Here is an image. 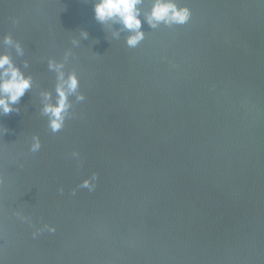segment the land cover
Segmentation results:
<instances>
[{
	"label": "water",
	"instance_id": "obj_1",
	"mask_svg": "<svg viewBox=\"0 0 264 264\" xmlns=\"http://www.w3.org/2000/svg\"><path fill=\"white\" fill-rule=\"evenodd\" d=\"M178 3L187 23L129 47L93 0H0L33 77L0 115V264H264V0ZM67 50L85 99L53 132Z\"/></svg>",
	"mask_w": 264,
	"mask_h": 264
},
{
	"label": "clouds",
	"instance_id": "obj_2",
	"mask_svg": "<svg viewBox=\"0 0 264 264\" xmlns=\"http://www.w3.org/2000/svg\"><path fill=\"white\" fill-rule=\"evenodd\" d=\"M148 7H145V4ZM93 11L97 22L102 25H119L114 28L113 36L119 38L121 32L127 33L126 44L129 47L137 46L145 36L142 28V20L151 29L166 26L183 25L191 18V10L187 6H181L178 0H93ZM87 39L88 32L81 33ZM6 49L14 50L16 56H23L24 49L19 41L13 39L10 34L4 35L0 41ZM73 41V44H78ZM71 56V51L64 53L63 60L49 58L48 70L55 74L54 92L42 90L39 93L41 114L48 119V126L53 132L59 131L70 115L73 103L70 97H75L76 102L85 99L79 92V76L75 70H65V63ZM28 68V61L23 62V68L18 65L9 50L0 51V115H8L19 112L16 107L21 98L33 85V77L24 69ZM40 141L33 138L32 151H38ZM96 179L95 174L92 181ZM94 183L85 180L81 187L92 190ZM48 227L49 231H55L54 227ZM36 233H34L35 235Z\"/></svg>",
	"mask_w": 264,
	"mask_h": 264
}]
</instances>
